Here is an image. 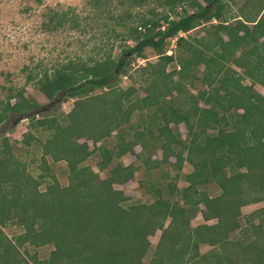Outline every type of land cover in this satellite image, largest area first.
Masks as SVG:
<instances>
[{"label": "trees", "instance_id": "16d2710c", "mask_svg": "<svg viewBox=\"0 0 264 264\" xmlns=\"http://www.w3.org/2000/svg\"><path fill=\"white\" fill-rule=\"evenodd\" d=\"M200 1L90 0V18L107 35L96 48L100 55L69 58L27 77L50 104L72 100L69 112L35 119L30 110L37 106L21 90L0 104V122L26 115L20 143L39 151L33 177L0 139V264H143L148 254L147 264H264V97L253 90L264 89V0ZM147 2L153 6L146 13H132ZM82 20L50 11L41 26L83 34ZM197 28L200 37L187 35ZM118 39L123 44L113 59V43L104 48ZM146 49L156 61L133 77L129 59H143ZM121 76L138 87L118 88ZM38 133H45L42 140ZM93 154L98 171L108 168L103 179L83 165ZM126 154L134 163L121 164ZM46 158L64 162L65 186ZM184 164L190 170L180 175ZM139 169L145 180L138 184L152 201L124 205L113 186ZM255 203L262 206L241 215ZM197 213L214 223L190 227ZM4 227L16 232L7 237ZM156 231L151 249L148 237ZM46 246L39 259L35 250ZM201 246L209 249L200 253Z\"/></svg>", "mask_w": 264, "mask_h": 264}, {"label": "rangeland", "instance_id": "374dc122", "mask_svg": "<svg viewBox=\"0 0 264 264\" xmlns=\"http://www.w3.org/2000/svg\"><path fill=\"white\" fill-rule=\"evenodd\" d=\"M90 0H0V104L3 103L9 95L14 92L22 91V96L29 103L36 104V108L30 110V114L35 119L39 118L43 114H65L68 113L72 107V100L68 99L63 102L49 103L39 92H37L31 86V82H27V77H36L41 74L42 70L49 69L52 65L64 62L69 58L78 57L85 59L88 57L97 58L96 48L99 45H103L107 35H103L105 29L98 27V23H95L91 19V7L89 5ZM200 3L201 1L198 0ZM115 3V0H113ZM202 4V3H201ZM153 6L152 3L147 2L141 7L132 9V13L139 12L140 14L146 13V11ZM230 10L235 9L234 6H230ZM118 9H116L117 11ZM50 11L57 12H72V15H76L83 19L80 23L81 26L86 25L84 28L86 32L79 33L73 30L63 28L57 32H46L42 29V23L45 21V16ZM112 11L114 9L112 8ZM110 25V24H108ZM190 37H200L202 35L201 28L192 30L189 34ZM187 35H182L187 37ZM112 44V50L110 52L111 57L116 59L120 54V46L123 44L120 39L112 42L107 41V45L104 48V52L108 49V45ZM125 45H132V42L128 41ZM172 47V43L169 44V49ZM166 54H170L167 52ZM156 57L150 49H146L143 52V59L130 58L129 67L127 73L134 77L133 71L138 67H142L147 63H154ZM234 69V68H233ZM169 70V67L167 68ZM240 72L238 69H235ZM112 83L115 79L111 80ZM242 84L248 85V81H242ZM116 85L120 89H124L130 85L138 87V83L133 82L127 77H119L116 81ZM253 90L264 97V89L258 85L253 86ZM192 91V90H191ZM195 93V91H192ZM140 95V94H139ZM15 100L11 99L9 102L13 103ZM26 115H19L14 118H8L0 122V139L6 138L8 144L13 149V154L17 160L24 163L26 171L33 177L36 176L39 171L37 169L39 163V151L27 150L21 145L20 141L23 134L27 129V120L24 118ZM179 133L184 136L185 130L182 125H179ZM104 141L106 146L112 144V136ZM41 140L45 136L43 134H35ZM98 144H96L97 146ZM95 147V146H94ZM88 148L92 149L93 146L88 142ZM138 147H135V152H138ZM159 154L157 153V157ZM47 163L50 164L53 175L55 176L60 186L66 185V166L64 162H57L51 164L48 158ZM98 158L95 154L91 155L83 165L88 166L93 172L97 173L100 179H103L107 175L108 168L104 171H98L96 169V162ZM172 161V159L170 160ZM122 165H128L134 163L133 158L126 154L120 158ZM189 167L183 165L180 175L189 172ZM151 179L157 178L159 172H152ZM145 180L142 169L137 170L133 174L131 181H127L122 185H114V189L122 192L124 205L134 203L148 204L152 201L151 196L145 192L144 188L138 184ZM152 181V180H151ZM177 187H183L185 183L181 178L176 183ZM42 190V188H40ZM210 195H216L217 191L213 186L208 187ZM262 206L261 203L249 204L240 209L242 216L257 210ZM200 210L202 208L200 207ZM214 220L204 222L200 213H197L194 218L189 222L190 227H194L199 224L211 225ZM1 231L10 237L16 232L14 227H4ZM159 236V231H156L152 236L148 237L151 249L155 246ZM209 247L201 246L199 252L203 253L207 251ZM31 251V250H30ZM38 258L43 259L50 251V247H42L35 250ZM149 254L143 259L142 263L147 264Z\"/></svg>", "mask_w": 264, "mask_h": 264}]
</instances>
